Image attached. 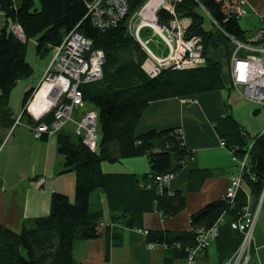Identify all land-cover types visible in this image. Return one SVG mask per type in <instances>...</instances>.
<instances>
[{
    "label": "trees",
    "instance_id": "obj_1",
    "mask_svg": "<svg viewBox=\"0 0 264 264\" xmlns=\"http://www.w3.org/2000/svg\"><path fill=\"white\" fill-rule=\"evenodd\" d=\"M89 0H0L6 23L0 31V130H10L16 115L10 108L11 92L19 81L30 77L33 68L28 61L29 39L37 38V53L41 57L50 54L65 35L78 24V31L91 39L94 49L105 52L104 76L100 81L81 87L84 100L98 111L100 149L91 150L73 131L64 129L58 134V151L64 156V170L76 172L75 199L60 192L51 198L50 214L25 224L20 232H14L0 224V264H76L73 256L77 241L102 236L99 229L103 210L94 205L91 196L97 190L107 193L111 211L121 214L115 217L127 227L143 228L145 212L159 210L165 217L180 212L186 198L180 191L159 190L158 178L177 174L193 156L186 146L182 132L171 128L149 130L140 135L136 128L144 110L152 101L171 97H191L199 93L221 90L226 87L222 63L211 57L221 47L228 59L234 49L230 39L219 29L204 28V16L193 0H184L178 6L180 16L193 19L188 35H200L204 44L205 64L192 69H164L156 77H150L142 68L147 55L128 32L124 22L117 27L102 30L86 17ZM146 0H127L129 14L135 13ZM220 21L223 16L215 0H200ZM39 4V5H38ZM170 16L162 10L160 19ZM18 23L26 36L22 39L11 27ZM228 33L245 39L239 20L222 23ZM145 32V31H144ZM33 89L23 98V114L28 122H35L24 110ZM52 114L41 119L50 121ZM216 130L234 155L242 158L248 145L250 162L244 180L252 197L259 200L264 188V134L249 137L243 127L226 115L216 122ZM46 138V136L44 137ZM147 155L151 170L142 175L106 173L102 162L116 163L126 158ZM203 178L210 172L195 170ZM202 178V179H203ZM248 204V196L240 190L231 204L225 199L209 203L191 216V227L186 231L147 230L149 243L165 247V262L189 256L197 243L198 232L213 226L222 216L220 235L215 241L220 264L229 259L242 240L240 231L232 227ZM110 239L118 234L107 232Z\"/></svg>",
    "mask_w": 264,
    "mask_h": 264
},
{
    "label": "crops",
    "instance_id": "obj_2",
    "mask_svg": "<svg viewBox=\"0 0 264 264\" xmlns=\"http://www.w3.org/2000/svg\"><path fill=\"white\" fill-rule=\"evenodd\" d=\"M18 8L21 0H14ZM252 13L264 15L263 0H249ZM6 23V16L0 5V31ZM144 32V31H143ZM148 38L151 33L145 30ZM28 45L27 58L33 68L30 77L18 82L11 92L10 108L16 116L23 113L25 93L34 89L47 69L50 57L37 54L35 40ZM155 41L158 54L166 55L168 48L159 39ZM150 42V43H151ZM162 42V43H161ZM211 57L222 63V73L226 87L196 94L191 97H171L152 101L144 110L136 128L140 135L149 130L179 129L186 146L193 156L184 167L171 178L166 187L169 191H180L186 198L184 208L176 215L165 217L159 210L145 212L143 228H130L122 221L120 213L112 212L107 193L97 190L91 196L94 205L103 210V220L99 229L102 236L96 239L77 241L73 256L76 264H220L216 243L200 253L191 262L187 258L165 262V247H151L145 230L186 231L191 227V216L209 203L223 199L231 176L241 173L242 160L234 155L233 149L221 145L222 138L216 130V122L231 115L249 135L264 134V107L248 99L241 87L230 83L229 59L226 49L221 47L211 53ZM184 99H188L185 101ZM22 105V106H21ZM85 109L93 108L85 103ZM83 111H77L75 118H81ZM22 121L28 122L27 117ZM69 124L65 129L73 130ZM58 136L37 139L33 131L19 124L13 130H0V224L14 232H20L25 224L50 214L51 198L60 192L75 199L76 172L64 170V156L59 153ZM250 156L246 158L249 165ZM106 173H126L142 175L151 170L147 155L126 158L116 163L102 162ZM203 170L210 175L203 178L199 173L191 178V172ZM203 178V179H202ZM43 180L40 183V180ZM242 190L253 205L250 188L243 184ZM117 215L113 217L112 215ZM118 234V239L108 235ZM215 262V263H214ZM253 264H264V203L260 209L255 231Z\"/></svg>",
    "mask_w": 264,
    "mask_h": 264
},
{
    "label": "built area",
    "instance_id": "obj_3",
    "mask_svg": "<svg viewBox=\"0 0 264 264\" xmlns=\"http://www.w3.org/2000/svg\"><path fill=\"white\" fill-rule=\"evenodd\" d=\"M183 1L146 0L135 13L129 14L127 0H89L86 1V17L102 30L117 27L124 22L127 32L140 43L147 55L142 64L143 70L150 77H156L164 69H192L206 62L202 37L188 35L193 19L178 13V6ZM193 1L200 13L203 15L202 12H205L216 29L227 36L234 46L228 68L231 85L243 88L248 99L264 107V15L260 16V22L255 29L246 31L243 40L228 33L222 23L230 19L240 20L252 12L249 0H215L223 16L222 21L200 0ZM162 10L170 16L168 20L160 19ZM78 26L79 24L71 29L63 41L53 48L49 65L24 108L32 120L39 123H23L22 113L16 116L11 130L19 124H24L33 131L35 138L42 139L45 136H57L72 123L74 135L80 137L91 150L99 152L98 111L95 108L84 110L86 102L81 87L103 78L105 52L102 49H94L92 40L81 34ZM11 30L25 40L23 29L18 23L12 25ZM145 30L151 32L150 39L142 38ZM153 38L165 43L168 48L166 55L155 53L149 47ZM77 111H83L81 118H75ZM49 114H52L50 121H41ZM221 145H226L224 140ZM252 146L253 141L249 143L243 157L241 173L231 176L225 190L223 199L231 204L245 183L243 175L249 171L246 158ZM173 177V174L160 176L159 190L162 191ZM42 182L41 179L40 183ZM263 203L264 188L259 200L253 205L249 201L243 214L232 223V227L242 234V240L233 255L223 264H253L255 231ZM222 220L223 216L210 228L198 232L197 243L187 257L189 261L193 262L217 240ZM149 244L151 247L158 246L156 243Z\"/></svg>",
    "mask_w": 264,
    "mask_h": 264
},
{
    "label": "rangeland",
    "instance_id": "obj_4",
    "mask_svg": "<svg viewBox=\"0 0 264 264\" xmlns=\"http://www.w3.org/2000/svg\"><path fill=\"white\" fill-rule=\"evenodd\" d=\"M39 5V4H38ZM253 12V11H252ZM252 12H250L248 15H246V16H244V17H242V18H240V20H239V22H240V25H241V27L244 29V30H246V31H252L253 29H255L257 26H258V24H259V22H260V17H258L257 15H255L254 13H252ZM203 13V15H204V28L206 29V30H212V31H216V27H215V25L212 23V21H211V19H210V17L205 13V12H202ZM14 24H16V23H14ZM13 24V25H14ZM151 33V32H150ZM148 34H146V33H144L143 32V34H142V38H144V39H147L148 37ZM25 39H26V36H25ZM33 40H35V43H36V49H37V42H38V40H37V38H32ZM29 46H31L30 44H31V40L29 39ZM162 43V42H161ZM149 47L153 50V51H157V48H156V43H155V41H152L150 44H149ZM167 52H168V50H167ZM38 54V53H37ZM51 55H52V52L50 53V54H48L47 55V57L49 56V57H51ZM30 99V98H29ZM22 106V105H21ZM84 110H87V109H85L84 108ZM74 116H75V114H74ZM72 123H70V125H71ZM58 136V135H57ZM215 263V262H214Z\"/></svg>",
    "mask_w": 264,
    "mask_h": 264
}]
</instances>
